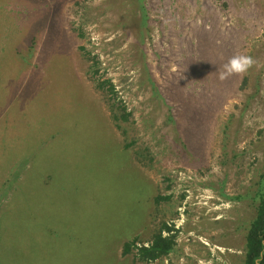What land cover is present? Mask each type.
<instances>
[{
    "label": "rangeland",
    "instance_id": "obj_1",
    "mask_svg": "<svg viewBox=\"0 0 264 264\" xmlns=\"http://www.w3.org/2000/svg\"><path fill=\"white\" fill-rule=\"evenodd\" d=\"M263 172L264 0H0V264H239Z\"/></svg>",
    "mask_w": 264,
    "mask_h": 264
},
{
    "label": "trees",
    "instance_id": "obj_2",
    "mask_svg": "<svg viewBox=\"0 0 264 264\" xmlns=\"http://www.w3.org/2000/svg\"><path fill=\"white\" fill-rule=\"evenodd\" d=\"M261 181L262 187L258 194L255 216L249 224L245 237L244 259L239 264H264V172L261 174ZM171 230L172 227L164 223L146 246H136L137 258L140 261H153L167 256L175 245L174 235L169 233ZM163 231H166L168 235H163ZM133 242H126L123 245V254L130 251Z\"/></svg>",
    "mask_w": 264,
    "mask_h": 264
},
{
    "label": "clouds",
    "instance_id": "obj_3",
    "mask_svg": "<svg viewBox=\"0 0 264 264\" xmlns=\"http://www.w3.org/2000/svg\"><path fill=\"white\" fill-rule=\"evenodd\" d=\"M254 61L251 57L245 55H234L223 66V71L219 73V79L224 80L232 74H240L246 72Z\"/></svg>",
    "mask_w": 264,
    "mask_h": 264
},
{
    "label": "crops",
    "instance_id": "obj_4",
    "mask_svg": "<svg viewBox=\"0 0 264 264\" xmlns=\"http://www.w3.org/2000/svg\"><path fill=\"white\" fill-rule=\"evenodd\" d=\"M3 175H4V173H2V179H1V181H0V186H3L4 185V179H3ZM7 175H8V171H7ZM4 208V207H3ZM1 212V211H0ZM4 212L2 211L0 214H3ZM129 242V241H128ZM126 243V242H125ZM124 243V244H125ZM121 253L123 254V248L121 249Z\"/></svg>",
    "mask_w": 264,
    "mask_h": 264
},
{
    "label": "flooded vegetation",
    "instance_id": "obj_5",
    "mask_svg": "<svg viewBox=\"0 0 264 264\" xmlns=\"http://www.w3.org/2000/svg\"><path fill=\"white\" fill-rule=\"evenodd\" d=\"M166 224H167L168 227H171V225H169L168 223H166ZM162 234L163 235H168V233L166 232V234H165L164 231L162 232ZM153 236H154V234H153ZM153 236H152V238H153Z\"/></svg>",
    "mask_w": 264,
    "mask_h": 264
}]
</instances>
